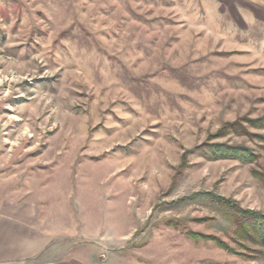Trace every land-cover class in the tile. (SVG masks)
Masks as SVG:
<instances>
[{
	"label": "rangeland",
	"instance_id": "obj_1",
	"mask_svg": "<svg viewBox=\"0 0 264 264\" xmlns=\"http://www.w3.org/2000/svg\"><path fill=\"white\" fill-rule=\"evenodd\" d=\"M238 211L264 216L263 0H0V223L73 264H264Z\"/></svg>",
	"mask_w": 264,
	"mask_h": 264
},
{
	"label": "crops",
	"instance_id": "obj_2",
	"mask_svg": "<svg viewBox=\"0 0 264 264\" xmlns=\"http://www.w3.org/2000/svg\"><path fill=\"white\" fill-rule=\"evenodd\" d=\"M257 1V0H255ZM264 1V0H263ZM0 223V264H73L49 251L60 232L34 218H2ZM33 220V221H32Z\"/></svg>",
	"mask_w": 264,
	"mask_h": 264
},
{
	"label": "trees",
	"instance_id": "obj_3",
	"mask_svg": "<svg viewBox=\"0 0 264 264\" xmlns=\"http://www.w3.org/2000/svg\"><path fill=\"white\" fill-rule=\"evenodd\" d=\"M219 151H214L215 155L219 156H230L234 153L233 150H224L220 148ZM235 156L245 158V154L238 153ZM238 210L237 208H235ZM238 218V219H237ZM237 228L238 234L245 241H249L255 246L260 247V255L264 258V216L257 215L251 212L238 211L237 216ZM224 249H227L226 245L219 243Z\"/></svg>",
	"mask_w": 264,
	"mask_h": 264
}]
</instances>
